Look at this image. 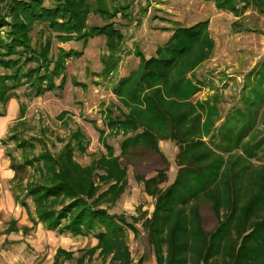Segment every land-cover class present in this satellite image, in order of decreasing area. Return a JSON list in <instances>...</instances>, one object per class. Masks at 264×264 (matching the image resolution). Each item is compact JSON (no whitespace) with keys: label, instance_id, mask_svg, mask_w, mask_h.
Instances as JSON below:
<instances>
[{"label":"rangeland","instance_id":"rangeland-1","mask_svg":"<svg viewBox=\"0 0 264 264\" xmlns=\"http://www.w3.org/2000/svg\"><path fill=\"white\" fill-rule=\"evenodd\" d=\"M8 2L0 0L4 29L24 24L37 62L25 52L12 58L23 56L19 63L53 86L40 94L24 78L0 96V191L25 200L43 225L29 242L0 250V264H51L58 248L74 253L62 264H264V103L246 99L264 92V0H80L66 30L14 17ZM164 88L167 118L134 99ZM242 102L255 108L249 128L238 118ZM145 129L146 145L126 153ZM63 157L85 182L93 168L100 195L109 188L101 176L125 166L121 194L85 204L127 218L126 245L39 220L32 193L53 186L44 171ZM144 178L156 181L149 190ZM38 184L46 187L31 191Z\"/></svg>","mask_w":264,"mask_h":264},{"label":"trees","instance_id":"trees-1","mask_svg":"<svg viewBox=\"0 0 264 264\" xmlns=\"http://www.w3.org/2000/svg\"><path fill=\"white\" fill-rule=\"evenodd\" d=\"M7 1H9L8 6L9 9L12 11V16L14 17H19L20 14H24L25 16L29 15L35 20L40 19L44 22H48L49 25L51 26L56 25L54 27H60L61 29L66 30L67 27L71 26V22L69 20L70 18L74 17L73 13L76 11L77 9L76 7H78V3L80 0H52V2H50L49 5H45L46 0H7ZM85 1L86 0H82V6ZM216 2L220 7H225V5L230 3V0H216ZM234 5L232 6V8H235ZM5 22L6 19L0 16V66L5 71H8L5 74H2L0 72V96H2L7 90L10 91L11 89L12 90L17 89V86L22 85L24 83V78H26L27 80L25 81L27 82L29 81L32 88L33 89L36 88V91H39L40 94H42L43 90H49L50 87L53 86L52 82L50 83L45 80L43 82L40 81L41 82L40 83L36 78L37 76L35 71L37 69L36 67H26V64H28V62L26 63L24 62L23 64H20L19 61H21L23 56L12 58V55L15 54L22 55L25 52L24 56L26 57L27 61L37 62V59L35 57L28 58L29 55L32 54H30L31 53L30 51L26 52V49H29L30 46L24 40L26 35V31L23 29L24 24H22V26L19 29H17L14 26L17 23L16 22L11 26V28L7 27V29L5 30L4 25L7 24ZM72 24L75 23L73 22ZM187 33L188 32H186L184 35L186 36ZM191 33L193 32L191 31ZM201 35L202 34L200 33L198 34L197 38L195 37L192 38L196 39V41H199ZM157 73L161 74L162 72L159 71ZM46 74H48L47 71ZM161 75L164 76L166 74H161ZM45 83H47L48 86H44L43 84ZM165 91H166L165 88L152 89V90L149 89V91H147L148 93L142 97L140 95V92H135V94L137 93L138 94L137 97L134 99L138 101L141 105H144L145 108H148V106L150 105L148 110L151 109L152 112H153L152 107H155V109L161 113L160 115H163L162 118H167L166 115L163 114V112L161 111L162 110L161 101L165 99V95H164ZM257 96L258 95H256V93H252L249 94V97H247L246 99H249L251 101V104H254V106H256L258 103L261 102L264 103V92L260 96L258 97ZM0 101H2V98H0ZM240 105H243V107L238 108L239 111L240 112L244 110L245 111L242 114H240L238 118H245V120L243 119L241 121L242 127L249 128L254 124L253 121H255L252 120V118L255 115L254 114L255 108H251L250 104L249 103L247 104L246 102H242L240 103ZM249 109H251L250 112ZM126 125L131 129L136 128V123L134 120L127 121ZM143 132H144L143 135H137L135 139L128 140V144L129 143L130 144L127 146V148L128 147L130 148H128L126 153L132 152V150L135 148L143 147L141 145L145 144L146 136L150 134L147 129H145ZM68 161L69 159L65 161L64 157L61 158L60 160H57V162L53 161V159H50L48 161V167L44 171V173L47 172L45 174L44 181L48 183H54L53 186L38 191L39 188L46 187V185L44 184H38V185H34V188L31 190V191L39 192V193H32V197L34 198L36 203V212L39 216V220L46 223L47 227L50 229H61V231L64 232L69 231L71 233L80 234V235H82V233L83 234L94 233L101 239L103 245L112 243L113 240L122 242V240L124 239L123 235L126 234V228H128L131 225V223L127 220V218H125L124 216L113 215L106 209L95 208L88 204H85V202L89 200L88 198L95 197V199L93 200L97 202L100 200L107 199V197L109 196L113 198V196H116L117 193L121 194L124 191V186L128 183V180L126 178L125 166H123V164L121 163L119 166H116L115 170L110 171L107 175L101 176L100 180L102 182L108 183L109 188L106 194L104 193L103 195L102 194L100 195V194H95V192L97 191L94 188V179L92 177L93 168L87 169L88 173L86 174V177L88 180L85 182L82 179L77 178V176L71 175L70 164L68 163ZM45 163L47 165L46 161ZM76 167L78 170L82 171L81 167H79L78 165H76ZM156 178H159V176ZM143 181H146V178H144ZM146 182H147L146 188L148 189V186L151 184V186L153 187L154 186L153 183H155L156 181L155 182L152 180L150 181L149 179ZM51 191H54L55 193L51 194ZM16 197L19 203H21L25 207H28L27 206L28 204L25 202V200H21L20 197L18 196ZM51 197H54V199L52 200ZM72 197L75 198L74 201L65 204L63 207V211L60 210L56 211L54 209L49 208L50 205H52V202L54 201L56 203L59 200L60 201H63L65 199L68 200L69 198ZM74 202L75 205L76 203H78L76 206H78L79 209L76 212L71 210L74 205ZM69 214H71V217L69 216L68 222L66 224L61 223L62 219L66 218V216H68ZM30 217L32 218L33 221L37 222L36 218L31 213H30ZM101 228H104L105 231L100 230ZM154 233L157 234L158 231L155 230ZM126 239L122 242L123 245H126ZM103 249L105 250L104 253H106V255H108L112 250H115L113 248V245L112 246L109 245L108 247ZM183 250L185 249L183 248ZM123 252L125 251L118 250L117 252L118 255L116 257H118ZM73 256H74L73 252H69L65 249L59 248L56 254V259L54 264H62L64 261H71L73 259L72 258ZM76 261L78 262V264H82V261L80 260H76Z\"/></svg>","mask_w":264,"mask_h":264},{"label":"crops","instance_id":"crops-1","mask_svg":"<svg viewBox=\"0 0 264 264\" xmlns=\"http://www.w3.org/2000/svg\"><path fill=\"white\" fill-rule=\"evenodd\" d=\"M0 222V250L2 252H5L6 249L15 248L24 240L29 242L28 237L43 232V225L40 226L32 220L30 213L24 206L15 201L12 193H5L2 190L0 191ZM55 259L56 255L51 264H54Z\"/></svg>","mask_w":264,"mask_h":264}]
</instances>
